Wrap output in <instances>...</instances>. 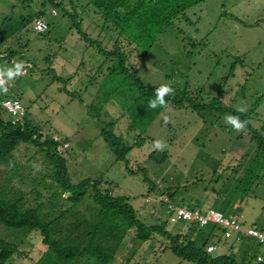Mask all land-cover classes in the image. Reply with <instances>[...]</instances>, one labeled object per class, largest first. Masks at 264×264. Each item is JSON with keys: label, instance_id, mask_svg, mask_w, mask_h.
Masks as SVG:
<instances>
[{"label": "rangeland", "instance_id": "obj_1", "mask_svg": "<svg viewBox=\"0 0 264 264\" xmlns=\"http://www.w3.org/2000/svg\"><path fill=\"white\" fill-rule=\"evenodd\" d=\"M55 2L0 0V54L12 56L15 64L28 63L26 72L10 83L8 93L18 94L32 124L65 138L68 148L63 157L70 183L85 177L111 182L112 195L127 196L144 224L164 221L171 235H192L195 242L207 240L215 244L212 256L228 253L230 245H239L247 253H234L235 260L264 264V243L252 239L223 240L209 225L195 229L187 222L168 223L158 203L169 188L172 201L177 204L216 209L218 203L221 210H230L234 205L233 210L242 214L246 223L262 224L264 230V168L253 160V141L225 123L229 112H203L199 116L186 107L170 105L147 126L137 123L135 130H128L129 118H118L124 110L118 94L126 92L130 81L121 77L124 75H116L111 83L110 77L103 76L112 63L77 37L68 14L75 12L82 29L104 48H110L114 37L105 34L101 21L84 0ZM50 7L55 9L54 15L48 13ZM38 14L48 25L42 33H36L31 23L22 22V18L33 19ZM121 47L128 54L129 68L135 70L146 87L167 84L174 91L201 89V94L203 89L210 98L217 97L230 109L247 107V113H255V118H249V125L264 130V0H204L188 8L184 20L177 19L163 29L144 57L124 42ZM6 64L0 58V69L14 66ZM50 71L64 79L71 77L64 82L65 88L78 93L83 102L61 92V83L51 79ZM114 85L123 88L111 90ZM91 102L96 107L93 113L85 107ZM165 117L171 121L167 125ZM100 121H115L114 133L128 143L141 135L143 142L131 148L127 159L129 167L145 170L154 188L143 181L140 171L127 174L123 163L114 159L99 136ZM155 140L166 144L164 151L168 155L159 163L148 158ZM50 167L35 147L19 143L6 160L0 161V188L9 195L22 191L29 205L35 204L34 196L38 193V202L45 206L55 202L57 209H63L68 203L50 196L54 191L46 176ZM227 201L230 204L225 209ZM90 208L91 201L86 197L78 211L86 216ZM149 209L151 214L144 217ZM0 238L17 244L18 253L7 264H31L45 247L35 230L23 236L0 224ZM256 255L263 260L255 262ZM109 264L194 263L173 255L165 237L152 235L141 242L134 238L131 228Z\"/></svg>", "mask_w": 264, "mask_h": 264}, {"label": "trees", "instance_id": "obj_2", "mask_svg": "<svg viewBox=\"0 0 264 264\" xmlns=\"http://www.w3.org/2000/svg\"><path fill=\"white\" fill-rule=\"evenodd\" d=\"M52 1H56L54 4L62 2V0ZM84 1L85 5H89L87 7H90L91 11L101 21L100 26L105 34L113 36L114 40L110 48H104L97 39L89 37L82 29L75 12L68 14L71 28L87 46L93 47L98 55L112 63L105 68L106 72L103 76L107 79L110 77L108 80L111 83H114L113 77L116 75H124L121 77H127L125 79L130 81L127 82L126 92L118 94L121 98L120 103L124 106V110L118 118L124 115L127 116V119L129 118L128 130L137 127V123L147 126L164 107L155 109L149 107V101L156 98V89L158 88L146 87L138 78L135 70L129 68L127 64L128 54L123 51L122 42L127 47L135 49L141 58L144 57L163 29L172 25L177 19L184 20L185 11L204 0ZM71 8L73 10L75 7L71 4ZM38 16L41 15L38 14L35 17ZM31 19L22 18V22L31 23L32 25ZM11 57L0 54V58H4L6 65L15 64ZM23 64L26 72L28 63ZM50 73L52 80L61 83V92L70 99H76L79 103L83 102L78 93L65 88L64 82L71 79V77L64 79L54 74L53 71H50ZM124 80L120 83L123 84ZM119 88L121 90L123 86L114 85L111 90ZM202 91L201 94V89L194 92L185 89L183 91L175 90V95L166 96L165 100L167 105L175 108L186 107L199 116L203 112H229L231 115L239 116L242 121H247L243 135L248 136L253 141L255 147L253 160L254 162L257 161L259 167L263 169L264 130L263 128L257 130L249 125V118H255V113L252 111L240 113L230 109L221 104L217 97L216 99L215 97L210 98L206 91L203 89ZM107 94L110 95L108 92ZM8 95L3 93L0 100ZM85 107L87 112L93 113L96 110L92 102L86 104ZM3 114L6 115L0 107V161L6 160L19 143L35 147L51 166L46 175L54 185V191L50 196H56L68 203V206L63 209H57L55 202H49L45 206V203L38 202L40 194L37 193L34 196L35 204L29 205L26 203L22 191L16 190L15 193L9 195L6 189L0 188V224L5 228L18 230L23 236L35 230L40 235L41 244L45 246L43 250L37 253L36 258L30 261L31 264H109L113 260L115 250L123 236L131 228L134 230V238L141 242L149 239L152 235L165 237L168 248L173 255L194 264H248L245 260H235L231 250L232 245L229 247L228 253L212 256V252H207L206 247L213 243L207 240L195 242L191 235H171L165 229L164 221L157 224H144L128 203L127 196L112 195L111 182L85 177L77 183H70L66 172V161L63 157L68 148L65 138L54 132L43 131L39 125L32 124L26 115L21 123L17 121L15 124H10L7 115L2 118ZM114 123L115 121L99 122L98 133L102 141L106 144L114 159L123 163V170L127 174L140 171L143 181L149 183L150 189L154 188V183L148 179L145 170L142 167H136V169L129 167L127 159L131 148L140 146L144 139L140 134H137L132 143H128L121 135L114 133ZM50 133L56 134L60 138V143L66 144V148L62 153L55 151L58 142L52 140ZM167 156L165 151L156 152L153 150L148 154V158L155 163L165 161ZM164 193V196L158 198V203L164 210L166 222H168V214L166 213V205L162 202L163 198L176 205H184L188 208L198 207L173 202V194L169 188L165 189ZM63 194L66 197H62ZM86 197L91 201V208L85 216L78 211V206H81ZM241 224L244 225L242 222ZM190 225L195 229L202 228L192 223ZM207 225L218 231V226L210 223ZM210 234L213 235L212 231H210ZM17 253V244L0 238V264L9 263ZM255 262L259 263L256 260Z\"/></svg>", "mask_w": 264, "mask_h": 264}, {"label": "built area", "instance_id": "obj_3", "mask_svg": "<svg viewBox=\"0 0 264 264\" xmlns=\"http://www.w3.org/2000/svg\"><path fill=\"white\" fill-rule=\"evenodd\" d=\"M48 13L54 15L55 9L50 7ZM32 29L36 33H42L47 29L46 21L42 16L32 19ZM0 107L7 115L10 124H15L17 121L21 123L27 112L21 101L12 94L0 100ZM50 137L53 141L58 142L55 151L57 153H62L66 148V144L60 143V138L54 133H50ZM162 202L166 205L168 223L187 222L189 224L192 223L197 227H204L210 223L219 227L218 231L223 239L226 238L240 241L244 238H249L256 241L258 244L264 243V232L262 230L253 226L242 225L234 214H225L212 207L188 208L184 205L173 204L166 198H163ZM214 249L215 247L212 244H209L206 247V251L209 253L214 251ZM255 260L261 262L263 259L261 256L256 255Z\"/></svg>", "mask_w": 264, "mask_h": 264}, {"label": "clouds", "instance_id": "obj_4", "mask_svg": "<svg viewBox=\"0 0 264 264\" xmlns=\"http://www.w3.org/2000/svg\"><path fill=\"white\" fill-rule=\"evenodd\" d=\"M24 74V64L19 62L14 64L13 67H8L0 69V93H7L10 83L17 77ZM175 92L172 87L167 84L161 85L156 89V98L149 101V107L155 109L157 107H166L167 101L165 100L166 96H174ZM237 111L240 113H246L247 107L241 106L237 108ZM27 113V112H26ZM171 121L165 117L164 123L167 125ZM225 123L230 125L232 129L236 132H242L245 130L247 121H242L239 116L228 115L225 118ZM166 148V144L161 140H155L153 143V150L156 152H162Z\"/></svg>", "mask_w": 264, "mask_h": 264}, {"label": "crops", "instance_id": "obj_5", "mask_svg": "<svg viewBox=\"0 0 264 264\" xmlns=\"http://www.w3.org/2000/svg\"><path fill=\"white\" fill-rule=\"evenodd\" d=\"M8 66H13V65H8ZM10 94H14V95H16V97L19 99V96H18V94L15 92V93H10ZM20 100V99H19ZM27 109V108H26ZM28 115H30L29 114V112L27 111V113H26V117L28 116ZM55 133V132H54ZM57 134V133H56ZM59 135V134H58ZM60 136V135H59ZM62 137V136H61ZM63 138V137H62ZM255 149V148H254ZM216 197L218 198V195H216ZM226 204L227 205H229L230 204V201H227L226 203H225V205H224V207H225V209L226 208H228L229 206H226ZM214 205V204H213ZM216 205V204H215ZM206 208V207H205ZM216 209H223V207H220L219 205H218V203H217V208ZM234 209V205L233 206H230V210H221V211H223L225 214H234L238 219H239V221L240 222H242L244 225H246V226H253V227H256V228H258V229H260V230H262V231H264L263 230V226H262V224H256V222H252V221H249L248 223H246L242 218H241V216H242V214H241V216L240 215H238V213L236 212V211H234L233 210ZM151 212H152V210L151 209H149V210H147L146 212H145V214H144V217H149V215L151 214ZM191 237L193 238V236L191 235ZM244 239H249V238H244ZM244 239H242L243 241H244ZM251 240V239H250ZM241 241V240H240ZM212 245H214V247H215V244H212ZM231 246V245H230ZM230 246H228V249H229V247ZM233 246V245H232ZM231 250H232V253H233V255H234V253H236V254H238L237 252H239V253H242V255H245L246 253H247V249H245V248H243V247H241V246H239V245H236L235 246V248H231ZM234 257H235V255H234ZM255 259V258H254Z\"/></svg>", "mask_w": 264, "mask_h": 264}]
</instances>
